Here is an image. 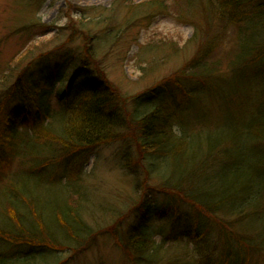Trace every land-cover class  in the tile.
<instances>
[{"label":"rangeland","instance_id":"1","mask_svg":"<svg viewBox=\"0 0 264 264\" xmlns=\"http://www.w3.org/2000/svg\"><path fill=\"white\" fill-rule=\"evenodd\" d=\"M192 1L193 6L186 9L181 0H0V91L1 81L11 71L7 68L13 70V78L30 63V59L33 63L29 72L36 67L45 69L58 61L60 72L72 74L81 63L83 46L87 44L96 56V70H101L104 81L111 85L122 104L123 100L140 97L141 100L154 99V105L156 99L161 98L157 86L174 77L188 99L181 102L183 116L173 123L178 142H189L192 144L189 147L203 150L220 144L225 147L228 158H221L214 171L231 173L239 178L246 175V179L258 182L264 175V148H256L249 142L245 129L252 124L253 118L249 111L244 112V105L252 107L258 101L251 94L253 102L247 98L243 108L233 110L226 100L231 96L226 83L235 81L237 87L249 83L250 72L246 71L244 81L236 79L234 68L228 66L229 61L223 55L224 61L214 71L216 91L208 90L199 81V76L192 74L188 63L199 50L205 53L212 43L224 49L231 46V34L224 32L220 37L216 33L220 30L216 26L218 22L206 21L202 14L204 5L200 0ZM246 25L251 30L250 23ZM32 48L37 50L36 53L25 59ZM42 54L44 56L37 59ZM210 55L215 59L221 57L217 51ZM18 59L22 61L15 68ZM89 69L97 72L93 65ZM235 73L240 77L242 71ZM221 82L227 87L220 93ZM263 88L264 81L259 79L252 89L261 94ZM55 91L52 86L47 96L52 98ZM155 93L158 98L152 96ZM120 102L117 107L121 120L118 133L125 134L128 128L124 114L133 111L135 106L129 101L123 107ZM68 120L63 117L53 121L44 119L27 131L18 127L10 146L15 158L0 163V190L7 188L8 194L11 192L8 185L13 183L12 186L17 187L16 174L29 168L32 156L35 160L31 165L39 174L28 178L22 172L25 180L20 182L21 186L27 184L33 195L26 200L28 206L22 204L23 210L14 212L17 221L8 219L0 209V227L4 226L13 234L21 233L16 227L31 219L37 227L52 225L57 241L61 245H71L62 236L63 230L55 220L58 210L69 207L80 214L88 229L92 228L94 238L81 251L70 258L67 256L69 260L62 264H130L117 241V234L121 235L126 227L133 225L135 217L145 207L155 209L164 203V197L156 191L157 174L147 175L132 142L117 139L101 144L87 154L42 139L44 135L52 134L53 129L56 132L68 126ZM17 158L24 159L23 163ZM20 165L23 166L21 170ZM146 168L151 170L148 165ZM6 170L12 175L6 177ZM214 184L208 186L207 191L220 193L221 186L217 182ZM258 186V191L253 188L250 192L254 202H243L244 210L250 209L249 214L257 213L254 220L243 218L241 221L243 213L231 209L212 212L202 224L206 241L198 244L196 238L185 235L177 240L166 238L163 241L155 231L151 240L160 251L157 264H221L226 258L227 230L232 229L239 240L263 235L264 188L262 184ZM8 198L15 201L11 195ZM188 206L185 205L186 212L190 211ZM195 220L194 216L192 221ZM28 249L25 245L0 243V252L17 250L23 255ZM59 252L56 254L67 253ZM237 261L264 264V249L251 250L247 257H237Z\"/></svg>","mask_w":264,"mask_h":264},{"label":"trees","instance_id":"2","mask_svg":"<svg viewBox=\"0 0 264 264\" xmlns=\"http://www.w3.org/2000/svg\"><path fill=\"white\" fill-rule=\"evenodd\" d=\"M200 2L204 5L202 14L206 21L211 19L215 20V24L218 22L216 26L220 27V30L216 33L220 34V37L224 32L231 34L229 41L231 46L224 49L221 45L212 43L208 45L205 53L199 50L188 63V67L194 72L192 73L194 76H199V81L207 86L208 90L215 91L217 78L214 71L224 61L223 55L226 56V61H229L228 66L234 68L236 79L244 81L246 71L250 72L247 76L250 79L249 83H242L239 87L235 81L226 83L231 90V96L226 97V100L235 110L243 108L247 98L250 102L257 99L255 106L244 105V112L249 111L253 118L252 124H248L245 131L250 143L256 148H264V92L258 94L252 89L257 86L259 79L264 81V0H200ZM181 3L186 9H190L194 4L192 0H181ZM249 23L251 30L246 25ZM86 45L83 46L80 56L81 63L69 75L67 71L60 72L58 61L45 69L39 70L36 67L29 72L28 69L33 63L30 59V63L13 78V70L7 68L11 71L1 81L0 91V163L5 164L14 160L15 154L10 146L16 137L18 127L27 131L44 119L50 121L61 117L69 119L68 126H64L63 129L60 126L56 132L53 129L52 134L56 137L49 133L50 135H44L42 139H46L47 142L55 141L56 144L62 143L73 151L89 154L88 152L99 145L117 139L132 142L140 154V163L144 164L147 175L151 172L157 174L156 191L165 201L155 209L147 206L139 211L133 225L126 227L121 235L117 234V241L128 256L130 264H157L160 251L154 240H151V235L155 231H158L163 241L166 238L177 240L179 236L185 235L190 239L196 238L195 241L199 244L204 239L206 241L202 224L205 223V219L211 217L212 212L231 209L232 212L243 213L241 221L243 218L249 220L255 218L257 213L255 212L253 216L249 214L250 209L244 210L243 202L246 200L247 204L254 202L250 192L253 188L258 191L260 184L264 188V175L258 182H254L252 178L246 179V175L239 178L227 172L216 173L214 169L221 158H228L225 147L219 144L203 150L189 147L192 145L189 142H178L174 130L176 126H173V123L175 119L178 121L183 116L184 107L181 102L188 99L174 77L157 86L161 98L156 99L154 105H152L154 99L141 100L140 97L123 100L122 104L111 85L104 81L100 74L101 70H96L94 65L96 56L92 55V50ZM36 51L32 48L25 59L32 57ZM214 51L219 52L221 57L216 59L210 57ZM43 56L44 54L39 55L37 59ZM21 61L18 59L15 62V68ZM237 64L240 66L237 67ZM91 65L96 73L89 69ZM237 70L242 71L240 77L235 73ZM221 83L223 86L219 87L220 93L227 87L224 82ZM52 86H55L56 91L50 98L47 95ZM155 95L156 93L152 96ZM129 101L131 104L134 103L135 109L124 114L128 132L119 134L121 120L118 118V102L124 107ZM16 160L23 163L24 159ZM29 160L33 162L35 156ZM31 162L27 170L23 169L16 174L17 187L12 186L13 183L8 185L11 187L8 194L7 188L0 190V209L8 219L16 220L14 212L20 208L23 210L22 204L28 206L26 200L33 195L27 184L21 186L25 180L22 179V172L23 175L27 174L28 178L39 174L37 169L33 170ZM146 165L151 170L147 169ZM22 167L20 165V170ZM6 172V177L12 175L9 170ZM216 182L222 191L220 193L207 191V187ZM9 195L15 201L9 199ZM185 205H190L188 206L190 211L184 210ZM55 216L56 223L59 222L63 230L62 236H65L64 239L67 238L71 245H61L57 241L52 225L37 227L34 221L27 218L29 223L26 221L24 224L21 223L23 226L16 227L21 233L13 234L4 226L0 227V243L25 245L29 248L23 255L17 250L1 251L0 264H62L85 248L94 238L90 231L92 228L88 229L80 214L71 211L69 207L66 210L64 208L58 210ZM194 216L196 220L193 222ZM155 223L158 225H154ZM249 226L253 228L252 224ZM248 231L254 235L252 231ZM225 236L226 258L221 264H244V261L238 262L237 257H247L251 250L264 249V234L242 237L239 240L230 229ZM59 251L67 253L57 255L56 252ZM67 256L69 258H66Z\"/></svg>","mask_w":264,"mask_h":264}]
</instances>
